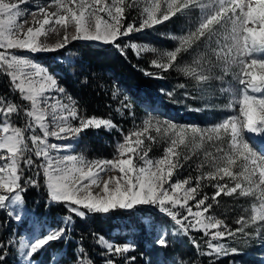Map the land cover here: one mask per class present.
I'll return each instance as SVG.
<instances>
[{"label":"snow or ice","instance_id":"snow-or-ice-1","mask_svg":"<svg viewBox=\"0 0 264 264\" xmlns=\"http://www.w3.org/2000/svg\"><path fill=\"white\" fill-rule=\"evenodd\" d=\"M28 4L31 10L25 7ZM134 9L138 15L130 17ZM177 17L187 18L186 29L161 34L175 42L171 50L130 40L133 33ZM53 35L56 42L49 43ZM122 38L129 42L123 43ZM74 41L112 44L125 57L131 49L137 59L152 53L155 58L149 67L158 71L142 69L145 75L163 79L175 71L185 80L172 91L161 90L170 100L183 90L184 99L205 101L206 110L235 114L200 127L149 113L139 124L134 120L133 129L124 133L110 117L84 114L78 101L59 86L56 73L35 59L36 54L65 49ZM0 75L9 78V91L27 102L25 106L0 96V211L9 220L33 224L26 234L14 230L0 240V264H6L9 250L17 253L18 264H33L52 243L71 239L74 217L144 206L163 214L172 234L186 237L198 256L216 258L209 264L240 254L241 249L233 246L240 239L245 245L253 239L264 244V146L258 147V142H264V0H0ZM215 92L227 94L228 103L208 104ZM112 96H120L118 88ZM133 108L124 96L116 111L134 117ZM13 117H23L22 123ZM102 128L121 133L112 159L69 154L85 130ZM159 145H164L162 154L150 156L153 146ZM192 162L197 175L181 178L182 169L192 167ZM33 169L34 175H26ZM113 171L119 175L99 179ZM41 186L49 201L67 208L68 214L55 228L27 206L29 188ZM208 187L214 189L211 195L204 190ZM222 194L251 201L250 214L239 216L236 228L214 212ZM139 223L157 247H169L164 221L146 215ZM193 232L207 239L198 241ZM93 237L103 249V264H138L132 254L134 241ZM73 256V264H96L84 237ZM52 264L62 262L52 257ZM176 264L190 262L177 259Z\"/></svg>","mask_w":264,"mask_h":264},{"label":"trees","instance_id":"trees-1","mask_svg":"<svg viewBox=\"0 0 264 264\" xmlns=\"http://www.w3.org/2000/svg\"><path fill=\"white\" fill-rule=\"evenodd\" d=\"M36 57L42 65L56 73L59 86L78 101V108L84 114L102 118L110 117L121 129H127L132 124L134 117L127 112L121 115L116 111V108L119 107V100L129 94L131 96L129 99L134 106L133 111L139 112L144 105L150 107L155 104L154 94H158L161 89L157 78L147 76L142 71V69H147L155 72L154 68L149 67V62L152 59L150 54H142L137 59L136 54L129 49L127 57H125L112 44L74 41L65 49L39 54ZM4 87L10 88L9 78L0 75V92ZM114 88H118L120 93L116 99L112 96ZM12 98L19 103L18 94L13 95ZM214 110L207 111L213 113ZM103 140L101 138L98 142ZM108 141L112 142L111 139ZM34 173L35 169L26 171V175H34ZM39 179L42 184V174ZM25 199L27 206L35 210L36 217L41 218L51 227L59 226L61 223L59 218L68 214L65 205L49 201L43 186L40 188L30 187ZM146 215H151L159 221L167 219L155 208L147 206L135 210H117L110 214L90 215L84 219L74 217V225L68 234L71 239L66 237L52 243L35 259L43 263L49 260L51 253H57L58 260H61L62 264L72 263L73 254L77 250L80 238L84 237V246L90 257L96 261V264H103L101 258L103 249L95 245L93 234L103 235L109 241L116 243L128 241L132 229L137 228L141 232L144 231L139 221ZM25 224L26 222L16 224L13 220H9L4 211H0V240L6 239L14 230L23 234L22 229ZM197 234V232L192 233L195 237ZM185 239L188 240L186 237ZM174 240V247L182 246V240L176 238ZM150 242L151 240H149ZM143 243V239H139L135 243L136 252L143 253L145 251ZM41 254H45V256L42 257ZM15 258L14 250H9L6 264H16ZM253 260L257 261L258 259L254 257ZM209 262V259L206 258L202 263L208 264ZM141 263L144 262L141 260Z\"/></svg>","mask_w":264,"mask_h":264},{"label":"rangeland","instance_id":"rangeland-1","mask_svg":"<svg viewBox=\"0 0 264 264\" xmlns=\"http://www.w3.org/2000/svg\"><path fill=\"white\" fill-rule=\"evenodd\" d=\"M43 2V0H40ZM25 7L31 10L32 5L28 4ZM138 15V9H134L130 11V17H135ZM188 24V20L186 17H177L173 18L169 22H165L163 25L157 26L155 29L144 30L139 33L131 34L130 40L132 42L147 44L149 46H154L162 49H169L175 47V42L166 35L162 36V33H172V34H180L182 30L186 29ZM57 37L55 35L51 36L49 39V43H55ZM123 43H128L129 38H122ZM103 43V42H101ZM49 53V52H46ZM44 54V53H39ZM39 54H36L39 55ZM150 54V56L155 58L152 53H144ZM35 56V59L39 61V59ZM190 57L185 56L184 59H189ZM40 62V61H39ZM44 66V65H43ZM155 71H158L154 68ZM159 85L161 89L158 94H154L155 104L150 107H146L144 105L139 112H134V120L137 124L142 122V120L149 114L157 115L161 119L167 118L177 124L183 125H196L200 127H205L210 124H213L228 115H233L235 113L227 110H219L215 109L213 113H208L205 109V101L200 99L192 100V99H184L183 98V90H177L175 96L170 100L169 97L162 93V89L164 92L172 91L177 83L185 82L183 77H180L178 73L175 71H170L169 73L164 74L163 79H158ZM218 87V85L214 86ZM10 89V88H9ZM9 89L4 87L0 92V96H7L12 98L13 93L9 91ZM130 98L131 96L128 94L127 96ZM229 96L225 94L221 96L218 92H215L214 95L207 101L208 104H226L228 103ZM14 100V98H12ZM23 101H19L22 103ZM141 102V101H139ZM27 106V102H23ZM175 106V107H174ZM170 108V109H169ZM193 109H201L199 111ZM219 115V117H218ZM14 121H17L18 124L22 123L23 117L21 119H17L13 117ZM134 120H132V124L127 127V129H123L124 133H127L129 130L134 127ZM75 123V122H74ZM103 138L104 140L98 142ZM111 139L112 142L108 140ZM118 140H122L120 131L115 130H105V129H88L85 130L79 137V140L75 142V151L69 154H83L88 159H112L115 152V145ZM49 142L51 143H60L55 138H49ZM101 143V144H100ZM106 144V145H105ZM264 146V142H258V147ZM164 145L153 146L152 152H150V156L159 157L163 152ZM63 154V153H62ZM193 166H185L181 171V178L188 176L190 173L192 176L197 175ZM109 175H119L118 171L113 172H105L100 176V180L107 179ZM94 191L98 192L99 189L94 188ZM209 195L214 191L213 188L208 187L204 189ZM220 201L219 207L214 208L215 214L225 219V222L229 224L232 228L238 227L235 224V220L239 218L241 215L250 214L251 201L249 198H240L235 199L233 197H227L223 194L221 197L217 198ZM192 203V202H190ZM248 208L249 213L244 212V209ZM36 217V215H35ZM33 217V219L35 218ZM62 221V218H59ZM159 222L158 219H155ZM16 224H18L15 220H13ZM165 226L169 231L168 239H169V247L167 248H159L154 243V237L149 236L145 231L141 232L139 229L134 228L130 231V235L128 241H134L135 243L139 239H143L145 244V251L142 253L134 252L133 255L137 256L138 264H145L147 260H150L152 264H176L177 259H182L189 261L190 264H203L202 262L208 258L216 260L215 257L208 256H198L196 248L186 240L184 236H177L172 234L170 222L167 219L164 221ZM33 227L32 220H28L26 224L23 226V234H26ZM56 227V226H55ZM53 227V228H55ZM37 231L39 232V228L37 227ZM207 239V237L203 236V233H198L196 238L198 241L201 238ZM147 238V240H145ZM182 240V246L176 248L175 240ZM149 240L151 242L149 243ZM233 246L239 247L241 249L240 254L236 255H228L226 257L219 258L217 260V264H264V244L259 239H253L249 241L247 245H245L243 239H240L238 243L233 244ZM15 252V250H14ZM42 252V251H41ZM42 257L45 254H41ZM15 261L18 264L19 257L15 252ZM52 257H56L58 259L59 255L57 253H51L49 260L41 263L40 261L34 259L33 264H52ZM257 257V261H254L253 258ZM142 262L144 263H141ZM69 264H73L69 263ZM209 264V263H208Z\"/></svg>","mask_w":264,"mask_h":264}]
</instances>
